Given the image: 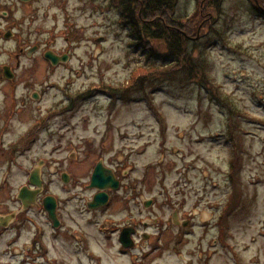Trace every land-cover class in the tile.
<instances>
[{
  "label": "rangeland",
  "instance_id": "obj_1",
  "mask_svg": "<svg viewBox=\"0 0 264 264\" xmlns=\"http://www.w3.org/2000/svg\"><path fill=\"white\" fill-rule=\"evenodd\" d=\"M252 4L264 0H223L217 19L199 33L214 25L221 36L205 52L216 99L176 81L128 100L109 89L126 85L137 68L161 64L130 46L134 40L109 0H0V32L10 26L16 35L0 39V60L16 45L38 48L20 61L14 87L2 89L26 98L25 124L41 121L13 165V187L42 161L46 196L95 234L80 210L98 191L86 186L100 162L117 173L122 189L104 217L96 216L99 225L106 217L107 227L117 225L127 214L143 221L140 233L165 229L162 250L147 264H264V21ZM2 8L12 12L7 20ZM196 10V0H176L178 18H193ZM45 50L62 51L66 63L49 69ZM67 105L72 109L65 111ZM63 173L71 181L63 184ZM141 198L152 205L143 210ZM177 208L193 225L172 247L165 240L178 230L167 219ZM103 234L94 246L102 264H131Z\"/></svg>",
  "mask_w": 264,
  "mask_h": 264
},
{
  "label": "flooded vegetation",
  "instance_id": "obj_2",
  "mask_svg": "<svg viewBox=\"0 0 264 264\" xmlns=\"http://www.w3.org/2000/svg\"><path fill=\"white\" fill-rule=\"evenodd\" d=\"M14 36L16 35L11 32L10 26L0 32V39L3 41H9ZM37 49V45H32L27 49L16 45L12 51L10 50L6 61L0 60V264H83L86 262L102 264L100 252L94 247L99 246L97 237L100 236V232L104 233L105 243L107 240L117 243L120 255L130 258L131 264H147L155 253L163 248L164 228L149 236L139 232V225L143 224L140 218L136 220L126 214L118 221L117 225L113 224V226L107 227L111 223L107 217L102 220L100 225L98 217H96L98 214H102L101 216L104 217L105 213L111 209L118 189H122V183L117 173H113L114 179L118 183L117 187L114 190L106 189L103 192L107 196L105 204L92 209L88 207L90 201L85 200L84 209L80 210V212L89 215L86 220L87 224H95L93 227L96 229L95 234L88 228H85L86 230L79 229L76 226V219L67 217L65 214V204L63 205L62 201L52 195L46 196V179H44L41 169H39L40 187L31 186L29 183L30 170H26L25 180L16 188L13 187V165L21 159L27 143L33 139L35 128L41 126V121L35 119L32 120L33 122L25 124V115H31L29 111H25L27 106L23 105L26 98L17 100L12 94V90L3 91L2 89L14 87L20 61L24 56L30 57ZM53 53L59 56L63 55L62 51ZM42 57L44 58L43 54ZM48 65H50L49 62ZM52 68L50 65L49 69ZM37 97L38 94L34 92L28 99L31 101ZM68 105L63 108L65 111L72 109ZM38 162L37 164L40 165L43 163ZM68 180L70 178L64 179L63 175L61 176L63 184ZM88 184L89 182L86 187L89 188ZM24 188L29 191L39 190L34 201L22 203L18 199L20 190ZM46 197L55 199L53 218H50L49 210L44 207L43 200ZM131 197L133 199L140 198L141 193L132 194ZM123 199L127 203L128 196H124ZM152 201L141 198L140 203L143 210L148 209L152 205ZM127 209H125L126 213ZM167 222L178 230L173 239L165 240L167 243H172V247H174V245H179L182 232L193 225V217L190 214H184L177 208L171 212ZM123 230L130 232L129 238H131L132 245L128 248L121 243L120 235ZM142 246L145 248L140 250ZM178 258L181 260L179 255Z\"/></svg>",
  "mask_w": 264,
  "mask_h": 264
},
{
  "label": "trees",
  "instance_id": "obj_3",
  "mask_svg": "<svg viewBox=\"0 0 264 264\" xmlns=\"http://www.w3.org/2000/svg\"><path fill=\"white\" fill-rule=\"evenodd\" d=\"M109 3L118 13L119 25L134 40L130 46L161 64L137 68L138 73L127 86L109 89L113 96L130 100L134 93L181 81L196 84L216 99L217 87L208 79L205 52L221 36L214 25L207 35L199 33L217 19L223 0H196L195 17L190 19L175 16L176 0H109ZM252 11L264 21V6L252 4Z\"/></svg>",
  "mask_w": 264,
  "mask_h": 264
},
{
  "label": "water",
  "instance_id": "obj_4",
  "mask_svg": "<svg viewBox=\"0 0 264 264\" xmlns=\"http://www.w3.org/2000/svg\"><path fill=\"white\" fill-rule=\"evenodd\" d=\"M23 2H28L30 0H20ZM101 39L99 38L96 40V43L100 41ZM44 58L52 65L55 67L57 64H65L67 60V55H62L58 56L56 54H52L51 52H45ZM38 166L34 168L30 172V178H29V183L31 186L34 187H40V176H39V169H40V164H37ZM91 178H90V183H89V188L90 189H97L99 193H96L92 199L91 202H89L88 207L94 209L101 207L103 204H105V201L107 199V196L105 195L104 190L106 189H111L114 190L118 183H116V180L114 179L113 173H111L110 170L105 168L102 163H97L91 173ZM39 191V190H38ZM38 191H29L26 190L25 188L20 190V193L18 195V199L21 200L22 203H28L30 201L35 200V195L38 194ZM44 207L49 210V216L50 218H53L54 216V205H55V200L53 197H46L43 200ZM185 225V224H183ZM130 232H127L126 230H123L120 238H121V243L124 247L128 248L129 246L132 245L131 238H129Z\"/></svg>",
  "mask_w": 264,
  "mask_h": 264
}]
</instances>
